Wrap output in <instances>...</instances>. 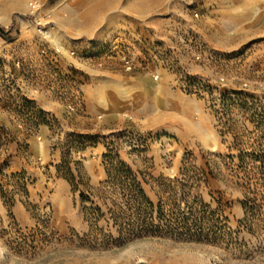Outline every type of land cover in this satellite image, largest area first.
Returning a JSON list of instances; mask_svg holds the SVG:
<instances>
[{
  "label": "rangeland",
  "instance_id": "rangeland-1",
  "mask_svg": "<svg viewBox=\"0 0 264 264\" xmlns=\"http://www.w3.org/2000/svg\"><path fill=\"white\" fill-rule=\"evenodd\" d=\"M224 1L163 0L157 11L141 13L122 0L112 10L91 0H0L6 99L42 86L71 114L112 126L70 135L61 165L74 177L70 207L33 204L20 184L4 191L10 205L3 202L7 214L0 215V264H264V184L247 192L236 176L255 169L264 177V0H239L248 3L244 24L222 21L238 5ZM239 26L253 30L241 43L222 47L212 38L216 29L233 38ZM190 76L214 92H186ZM254 153L262 157L256 163ZM110 154L163 204L158 223L177 221L184 210L206 213L204 234L178 236L163 225L140 238L122 232L117 218L129 214L124 191L105 183ZM176 177L196 180L169 181ZM245 193L255 208L247 218ZM17 200L30 212L27 224L12 211Z\"/></svg>",
  "mask_w": 264,
  "mask_h": 264
},
{
  "label": "crops",
  "instance_id": "crops-1",
  "mask_svg": "<svg viewBox=\"0 0 264 264\" xmlns=\"http://www.w3.org/2000/svg\"><path fill=\"white\" fill-rule=\"evenodd\" d=\"M116 1L91 0V3H94L96 9L109 8L112 10ZM122 1L126 9L132 7L138 12L145 13L160 9L163 0ZM234 2H237L238 5H234ZM221 4L226 6L233 4L238 9L236 11L233 8L234 11L230 13L231 16L229 17L225 16L228 13L222 15V21L244 24L251 19L248 16L249 14L240 13L243 8L247 7L248 3L239 0H227ZM250 29V26L248 28L239 26L237 35L233 38H227L226 33L216 29V33L212 38L222 47L231 46L248 39L251 36L250 32L253 31ZM21 90L22 95H26L38 107L57 117L60 130H52L44 124L40 125L38 130H33L31 123H25L20 128L19 123L22 120L15 102L19 93H16V96L13 95V98L7 94L9 97L6 99L4 92H0V172L6 168L10 174L26 173L29 179L26 187L31 203L42 204L49 201L52 206L57 208L61 205L70 207L72 204L71 186L61 168L65 157V147L70 140V135H73L72 137L88 135L97 131L98 128L110 130L112 126L97 122L93 115L86 118L78 113L71 114L60 100L56 99L49 91L43 90L42 86H30ZM5 100H8V102ZM85 153L87 154V152H84L83 156H85ZM14 183L16 186L17 184L23 185L21 179L15 180ZM12 211L21 223L27 224L31 221L30 212L19 200L14 203ZM6 214L7 208L0 196V215L4 216Z\"/></svg>",
  "mask_w": 264,
  "mask_h": 264
},
{
  "label": "trees",
  "instance_id": "trees-1",
  "mask_svg": "<svg viewBox=\"0 0 264 264\" xmlns=\"http://www.w3.org/2000/svg\"><path fill=\"white\" fill-rule=\"evenodd\" d=\"M79 137V136H75ZM81 137V136H80ZM261 156H258L256 153L253 154L254 163L259 161ZM233 160L234 157H231ZM242 163H245L243 159L240 158ZM105 163L108 167L107 169V180L106 184H112L114 187L118 185L123 193L124 200V211L125 215L129 214L127 219L117 218V223L121 225V229H128L133 232L130 237H144L147 234H158L161 232L163 226L166 229H169L171 232L174 231L178 236H190L191 238H195L196 236H202L204 234L203 223L209 217H206V213L201 216L196 215V213H185L183 212V216L177 219V221L173 220H163L159 219V223L157 222L156 212L163 211V204L160 202L158 206L150 199V197L146 194L145 190L142 187V183L139 180L138 175L134 172V170L125 162H122L116 158V156L106 155ZM70 170V169H69ZM255 169L246 171L242 177H240L241 172H238V185L241 188L248 190L250 192L253 185L264 184V177H258V172H254ZM264 176V175H263ZM70 182L73 184L74 177L68 178ZM196 178L190 177L189 180H180L179 178H174L173 180H169L172 183H184L189 181L194 182ZM185 198L177 200L175 202V206L177 209L181 210L182 205L185 203ZM187 203V201H186ZM243 208L245 210V218L249 217V215H253L255 208L252 205V199L249 194H244V200L242 201ZM189 209V207L187 206ZM120 222V223H119ZM194 224V225H193ZM163 225V226H162ZM176 226V228H174ZM193 226L196 227V230L193 229ZM181 230V231H177ZM186 230V232H183ZM194 230V231H193ZM205 236L209 237L210 234L207 233Z\"/></svg>",
  "mask_w": 264,
  "mask_h": 264
},
{
  "label": "built area",
  "instance_id": "built-area-1",
  "mask_svg": "<svg viewBox=\"0 0 264 264\" xmlns=\"http://www.w3.org/2000/svg\"><path fill=\"white\" fill-rule=\"evenodd\" d=\"M200 6H196V10L198 12L200 8L202 9V7ZM198 12L195 13L196 16H198ZM213 55L217 56L218 54L215 51H212L211 56ZM196 58L200 59L201 55H197ZM183 88L186 92L193 95H198L200 97H205L213 91V87L209 83H207L205 80L198 79L193 76H190L185 81ZM227 96V94L223 93V97H221L223 100L222 104L224 108L230 107L229 104L225 102L226 98H228ZM15 102L17 104L18 114L20 116V119L22 120L19 123L20 128L23 127L25 123H31V127L33 128V130H38L39 126L43 124L47 125L52 130H56V126H58L57 117L52 113L38 107L36 103L33 100L29 99L26 95L21 94ZM68 109L70 111H73L74 107L72 105H68ZM18 179L22 180V186H26L29 181L26 174H10L7 172L6 168L0 172V196L2 198V201L7 205H10V201H8L4 193L6 192L7 188L11 189V187H13L12 185L15 184V180Z\"/></svg>",
  "mask_w": 264,
  "mask_h": 264
},
{
  "label": "bare ground",
  "instance_id": "bare-ground-1",
  "mask_svg": "<svg viewBox=\"0 0 264 264\" xmlns=\"http://www.w3.org/2000/svg\"><path fill=\"white\" fill-rule=\"evenodd\" d=\"M89 12V11H88ZM90 13V12H89Z\"/></svg>",
  "mask_w": 264,
  "mask_h": 264
}]
</instances>
